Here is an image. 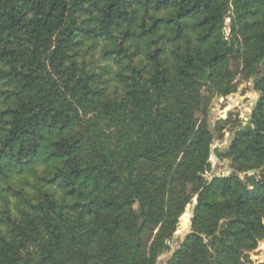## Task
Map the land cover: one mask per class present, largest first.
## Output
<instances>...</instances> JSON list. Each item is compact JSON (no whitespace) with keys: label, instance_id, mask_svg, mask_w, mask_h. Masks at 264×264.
<instances>
[{"label":"trees","instance_id":"trees-1","mask_svg":"<svg viewBox=\"0 0 264 264\" xmlns=\"http://www.w3.org/2000/svg\"><path fill=\"white\" fill-rule=\"evenodd\" d=\"M250 81L232 173L209 181L203 94ZM193 196L166 264H246L264 241V0H0V264H157Z\"/></svg>","mask_w":264,"mask_h":264},{"label":"rangeland","instance_id":"rangeland-1","mask_svg":"<svg viewBox=\"0 0 264 264\" xmlns=\"http://www.w3.org/2000/svg\"><path fill=\"white\" fill-rule=\"evenodd\" d=\"M227 22L229 23V20ZM258 98L259 93L252 81L243 82L237 92L228 97L210 96L208 92H204L203 107L197 117L203 120L207 116L211 130L214 133L210 157L211 168L204 175L207 180L212 181L215 177L232 173L231 161L222 156V153L230 145L233 133L239 127L237 122L240 121L243 123V126H246L249 122L250 114ZM248 174L259 175L255 170L248 171ZM196 201L197 196H193L192 203L187 206L185 213L178 221L177 231L170 244V251L161 254L157 264H166L173 252L180 247L186 236L190 233ZM185 215H187V218L184 222L183 218ZM245 262L246 264L264 263V241L260 242L258 249L252 252L249 259L245 260Z\"/></svg>","mask_w":264,"mask_h":264}]
</instances>
